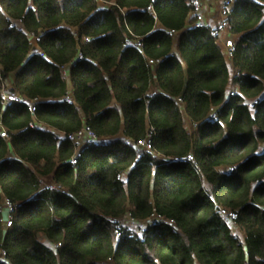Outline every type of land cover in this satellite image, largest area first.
Masks as SVG:
<instances>
[{
    "label": "trees",
    "instance_id": "16d2710c",
    "mask_svg": "<svg viewBox=\"0 0 264 264\" xmlns=\"http://www.w3.org/2000/svg\"><path fill=\"white\" fill-rule=\"evenodd\" d=\"M194 19L190 0H0V264H264V0L225 11L230 59Z\"/></svg>",
    "mask_w": 264,
    "mask_h": 264
},
{
    "label": "built area",
    "instance_id": "2783aa9c",
    "mask_svg": "<svg viewBox=\"0 0 264 264\" xmlns=\"http://www.w3.org/2000/svg\"><path fill=\"white\" fill-rule=\"evenodd\" d=\"M219 1H220L221 12L223 15H224L225 11H227L232 6V4L234 2V0H219ZM190 2L192 3V5L194 7V17H195L194 23H193L194 26L201 27V26L205 25L206 23H205L203 12H202V0H190ZM148 9H152V6L149 5ZM168 33H169V35H172L174 33V31L171 30ZM214 34L218 37V39L222 45V49H223L225 56L230 59L234 53V42H233V40L230 38H224L220 34V31L217 28H216V30H214ZM30 37H31V42H33V44H36L37 39H38L37 36L31 35ZM83 39H86V38L83 37ZM135 45L137 47H141L142 46L141 39L137 38L135 41ZM150 63H153V60H150ZM67 71H68V67H64L63 72L65 75L67 74ZM1 98H2L3 102H8L11 100H16L19 102H27L29 105L30 111L31 112L34 111V104L31 100H26L23 97L15 94V93L9 92L7 89H5L3 87L1 88ZM1 127L2 126L0 123V128ZM1 134L3 137L8 139V135L4 130L1 131ZM68 138L73 140V141L79 142V143H84L87 140L94 139V136L88 131L87 128H84L82 131H80L78 133L69 134ZM136 144L142 148L147 147V138H143L141 140H138ZM71 162L75 163L74 158L71 159ZM222 214L224 215L225 220L228 222L231 221L230 217L233 218L235 216L233 213L228 214L224 211H222ZM131 223H133V221H131ZM142 226L143 225H141V227Z\"/></svg>",
    "mask_w": 264,
    "mask_h": 264
},
{
    "label": "crops",
    "instance_id": "0c3cea01",
    "mask_svg": "<svg viewBox=\"0 0 264 264\" xmlns=\"http://www.w3.org/2000/svg\"><path fill=\"white\" fill-rule=\"evenodd\" d=\"M202 12L206 24L213 28H217L224 38H230L232 40L235 38L233 34L228 32L227 24L224 22V15L221 12L219 0H202ZM66 77L69 81V69ZM68 96L69 98L72 97L70 84Z\"/></svg>",
    "mask_w": 264,
    "mask_h": 264
},
{
    "label": "rangeland",
    "instance_id": "374dc122",
    "mask_svg": "<svg viewBox=\"0 0 264 264\" xmlns=\"http://www.w3.org/2000/svg\"><path fill=\"white\" fill-rule=\"evenodd\" d=\"M185 123H186V126L190 129L191 128L190 122L187 120ZM4 215L6 217L5 218V226L8 227L10 215H9V208L6 206V204H4ZM229 223H230V221H229ZM230 225H231L232 231L235 234L239 235V237L242 239V232H240L239 228L236 225H234L233 223H230ZM129 226L134 227V226H136V224L129 222ZM43 240L45 242H47L45 239H43Z\"/></svg>",
    "mask_w": 264,
    "mask_h": 264
}]
</instances>
